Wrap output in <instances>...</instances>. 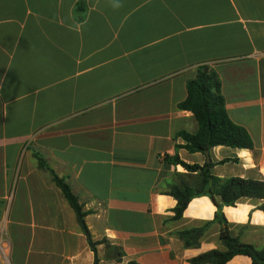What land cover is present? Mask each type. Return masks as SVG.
I'll use <instances>...</instances> for the list:
<instances>
[{
	"label": "crops",
	"instance_id": "crops-1",
	"mask_svg": "<svg viewBox=\"0 0 264 264\" xmlns=\"http://www.w3.org/2000/svg\"><path fill=\"white\" fill-rule=\"evenodd\" d=\"M79 1L0 0V264L94 260L35 153L88 211L91 239L121 249L118 261L97 244L100 264H193L225 250L209 196L173 218L168 191L186 170L165 157L212 163L220 178L264 179V0H84L83 10ZM201 64L219 75L227 114L253 149L175 148L178 131L197 129L178 103ZM258 204L241 198L221 209L232 234L260 248ZM196 228L197 244L185 245L181 233ZM250 261L238 254L225 264Z\"/></svg>",
	"mask_w": 264,
	"mask_h": 264
},
{
	"label": "trees",
	"instance_id": "trees-1",
	"mask_svg": "<svg viewBox=\"0 0 264 264\" xmlns=\"http://www.w3.org/2000/svg\"><path fill=\"white\" fill-rule=\"evenodd\" d=\"M78 9L83 10L85 1L80 0ZM186 97L178 103L180 109L192 112L197 121V129L194 132L178 131L176 137H180L184 143L176 144L175 148L183 147L189 152H204L217 145H224L233 148L253 149V141L247 130L233 122L227 114L225 99L221 92V80L217 72L206 64H201L196 68L194 77L186 81ZM38 165L50 171L53 182L60 188L64 198L75 212L77 222L86 235L87 242L94 252L92 264H100L96 252V245L105 243L111 250L112 255L108 258L120 260L123 255L118 246L110 245L104 239L93 241L87 225L85 215L88 211L83 210V205L77 196L72 192L69 183L58 176L38 153L34 154ZM169 163L180 164L185 173H175L177 182L170 185L168 194L176 199V205L172 209L173 218L182 216L183 210L189 201L201 195L209 196L216 204L215 220L220 221L225 227L220 231V240L225 246V250L210 249L189 259L193 264H225L235 255L242 254L250 258L249 264H264V246L255 247L251 243L240 241L238 236L232 234L228 229V223L222 213L223 205H233L241 198L258 200L257 207L264 210V179H251L239 176L220 178L211 173L212 163L188 164L181 160L178 154L165 157ZM219 198V202L216 200ZM210 222L205 223V228ZM204 228L185 230L181 233L185 235V245L197 244L195 236H199ZM188 234V235H186ZM127 264H138L135 261H128Z\"/></svg>",
	"mask_w": 264,
	"mask_h": 264
},
{
	"label": "rangeland",
	"instance_id": "rangeland-1",
	"mask_svg": "<svg viewBox=\"0 0 264 264\" xmlns=\"http://www.w3.org/2000/svg\"><path fill=\"white\" fill-rule=\"evenodd\" d=\"M88 213V212H87ZM102 240V239H101ZM111 253V252H110Z\"/></svg>",
	"mask_w": 264,
	"mask_h": 264
}]
</instances>
